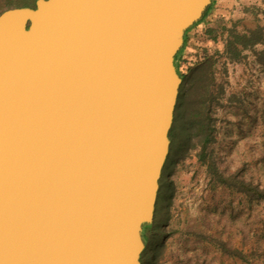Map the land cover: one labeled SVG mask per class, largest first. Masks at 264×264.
Masks as SVG:
<instances>
[{
  "label": "water",
  "instance_id": "obj_1",
  "mask_svg": "<svg viewBox=\"0 0 264 264\" xmlns=\"http://www.w3.org/2000/svg\"><path fill=\"white\" fill-rule=\"evenodd\" d=\"M210 0H35L0 12V264H141Z\"/></svg>",
  "mask_w": 264,
  "mask_h": 264
},
{
  "label": "rangeland",
  "instance_id": "obj_2",
  "mask_svg": "<svg viewBox=\"0 0 264 264\" xmlns=\"http://www.w3.org/2000/svg\"><path fill=\"white\" fill-rule=\"evenodd\" d=\"M253 60L245 50L238 60L212 67L215 140L207 158L264 187V73ZM183 110L175 106L153 220L143 225L158 247L142 251L141 264H264V204L249 206L244 196L212 184L196 135L182 148L189 134Z\"/></svg>",
  "mask_w": 264,
  "mask_h": 264
},
{
  "label": "trees",
  "instance_id": "obj_3",
  "mask_svg": "<svg viewBox=\"0 0 264 264\" xmlns=\"http://www.w3.org/2000/svg\"><path fill=\"white\" fill-rule=\"evenodd\" d=\"M34 4L35 0H28L25 3L9 0L7 3H0V12L9 7H33ZM208 7L209 5L206 7L202 17ZM257 43L261 44L260 48H254ZM245 50H251L254 55L253 62L257 64L264 73V24L256 23L254 27L249 30L238 31L233 29L230 39L227 40L225 46V53L228 60L231 62L238 60L240 54ZM179 51L180 49L174 57L176 70L182 78L176 107L182 105L185 115V126L189 133L187 134L186 140L184 141L183 139L182 148L187 146V140L191 138L193 134L196 135V145L199 147V156L203 162L207 163V172L212 184L220 186L228 192L244 196L249 206H251L250 204L253 202L264 204V187H260L252 181L244 179L238 172H225L223 169L217 167L215 160L207 158V148L215 140V118L211 116L212 98H215V94L211 89L214 74L212 68L213 61L210 58H206L202 62L196 64V68L192 66H178ZM180 68H184L187 73L181 74ZM218 91V94L223 92L221 86L218 88ZM215 102L219 104V101ZM262 121L264 122V114ZM142 238L145 242L143 251L147 250L149 247H152L153 251H156L155 248L158 247L156 238L148 230L143 231ZM152 244L154 246H152ZM142 255L143 252H141L140 261Z\"/></svg>",
  "mask_w": 264,
  "mask_h": 264
},
{
  "label": "crops",
  "instance_id": "obj_4",
  "mask_svg": "<svg viewBox=\"0 0 264 264\" xmlns=\"http://www.w3.org/2000/svg\"><path fill=\"white\" fill-rule=\"evenodd\" d=\"M264 20V0H210L204 16L184 33L179 58L192 66L206 58L227 65L225 46L233 29L249 30ZM189 64V65H188ZM195 70V69H194Z\"/></svg>",
  "mask_w": 264,
  "mask_h": 264
},
{
  "label": "flooded vegetation",
  "instance_id": "obj_5",
  "mask_svg": "<svg viewBox=\"0 0 264 264\" xmlns=\"http://www.w3.org/2000/svg\"><path fill=\"white\" fill-rule=\"evenodd\" d=\"M177 63H178V64H177L178 66H179V65L182 66V65L185 64L184 61H183L182 59H180V58H179V60L177 61ZM184 67H185V66H184ZM142 233H143V231H142Z\"/></svg>",
  "mask_w": 264,
  "mask_h": 264
}]
</instances>
